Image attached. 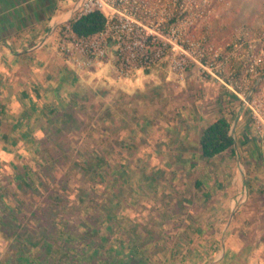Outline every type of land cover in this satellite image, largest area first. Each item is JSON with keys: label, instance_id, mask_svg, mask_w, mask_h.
Here are the masks:
<instances>
[{"label": "rangeland", "instance_id": "rangeland-1", "mask_svg": "<svg viewBox=\"0 0 264 264\" xmlns=\"http://www.w3.org/2000/svg\"><path fill=\"white\" fill-rule=\"evenodd\" d=\"M194 3L180 21L188 67L154 72L157 96L133 85L145 73L68 63L59 99L12 110L29 118L1 112L0 264H99L98 248L126 240L145 264H264V0ZM221 115L234 153L200 159L192 148L195 164L178 173L182 149L154 133L200 132Z\"/></svg>", "mask_w": 264, "mask_h": 264}, {"label": "built area", "instance_id": "built-area-1", "mask_svg": "<svg viewBox=\"0 0 264 264\" xmlns=\"http://www.w3.org/2000/svg\"><path fill=\"white\" fill-rule=\"evenodd\" d=\"M61 2L65 11L52 23V31L58 37V50L77 68L90 69L109 62L115 72L127 77L153 70L179 73L188 67L193 44L181 41L180 21L191 14L194 0ZM92 13L104 17L103 28L87 37L77 35L73 23ZM260 121L257 132L264 139V122Z\"/></svg>", "mask_w": 264, "mask_h": 264}, {"label": "crops", "instance_id": "crops-1", "mask_svg": "<svg viewBox=\"0 0 264 264\" xmlns=\"http://www.w3.org/2000/svg\"><path fill=\"white\" fill-rule=\"evenodd\" d=\"M54 5L59 6V8L52 11V6ZM64 11L65 9L61 0H0L1 136L4 134V113H1L3 110L6 112L9 111V113L14 117H19V119L25 117L29 118L30 114L24 110H21L22 113L20 111L16 114H13L12 110L14 109L16 111L19 105L24 106L25 104H23V101L27 100L30 103V110L32 113L34 109H37L36 106L31 105L32 102L39 99L44 101L56 100L58 90L61 88L60 84L62 82V77H64V73L70 70L68 63L74 65L70 59L60 55L57 51L58 37L56 32L52 31V23L55 22L58 14ZM105 64H107V62L101 64L100 67ZM158 71L160 70L146 72L143 76L141 75L133 85L137 86L139 82H145L144 93H147L148 97L151 98L153 97L152 95L157 96V90H159L160 87L154 85H158L157 83H160V79H155L152 74H154V72L159 73ZM73 76L74 75H72L70 83L74 81ZM65 84L64 82L62 85ZM66 86L68 85L66 84ZM154 88H156V91L152 92ZM149 90H151V92H149ZM144 93L139 92L138 94L143 95ZM126 97L127 95L124 96V98ZM131 97H133V94ZM190 106L193 107L190 112L192 115L199 114L198 108H196L197 106L193 104ZM46 108H50V105L48 107L46 104ZM151 108L153 109L154 107L151 106ZM159 109L160 108L157 110L158 115ZM42 111L46 110L44 109ZM153 113L157 112L153 111ZM7 117L10 116L7 114ZM213 121H215V119L204 126L200 132L199 130L192 131L189 127H180V125L170 127L159 125V130L154 133L157 135L154 141L159 142L160 146L164 147L163 144H165L171 147V149L181 148L183 151L182 154L180 151H177V155L173 157L171 161V165H175V170L178 173L180 169H183L181 166L195 164L196 160L194 154H192V148H197L200 153L198 147L200 134L202 130ZM190 149L191 152L186 151ZM234 151L233 147L229 152L234 153ZM199 155L200 159H205L201 156V153ZM218 201L220 203L219 205L228 206L227 202L221 204V201ZM229 205L230 208H232V203ZM221 259L224 261L226 255L222 254L219 256V260Z\"/></svg>", "mask_w": 264, "mask_h": 264}, {"label": "trees", "instance_id": "trees-1", "mask_svg": "<svg viewBox=\"0 0 264 264\" xmlns=\"http://www.w3.org/2000/svg\"><path fill=\"white\" fill-rule=\"evenodd\" d=\"M103 26L104 17L99 13H92L74 22L72 29L77 35L87 37L100 31ZM234 145L235 138L232 135V122L223 115L202 130L198 141L201 156L205 159H212L228 150L230 151ZM98 159L102 160L103 158ZM98 162H95V167L100 164ZM88 167L90 171H95V168L91 164ZM128 242L130 240L121 241L117 250L113 246H109V248H98L96 252L100 256L99 260H102L99 264H145V261L141 258L140 249L138 247L128 246ZM85 246L88 247L89 245L86 244ZM89 249L92 251L94 248ZM87 253L90 255L91 252ZM83 254L86 255L85 252Z\"/></svg>", "mask_w": 264, "mask_h": 264}]
</instances>
